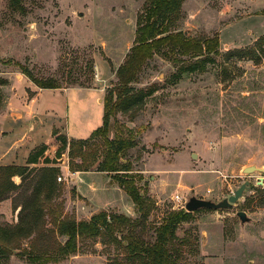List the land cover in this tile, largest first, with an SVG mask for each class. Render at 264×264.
<instances>
[{"label":"rangeland","instance_id":"1","mask_svg":"<svg viewBox=\"0 0 264 264\" xmlns=\"http://www.w3.org/2000/svg\"><path fill=\"white\" fill-rule=\"evenodd\" d=\"M145 4L146 0H0V132L13 128V124L7 126L11 116L6 103L12 83L16 90L25 87L28 98L33 96L32 89H43L27 76V70L37 80L51 81L59 88L98 89L104 101L118 83L116 70L134 44ZM175 29L200 40L218 36L220 46L201 56L207 60L202 70L179 79L176 74L192 61L190 57L159 53L144 65L132 87L146 93L154 89L153 93L145 96L140 108L118 111L110 120V139L118 127L123 133H134L135 145L122 159L130 163L129 174L96 167L71 169L69 146L58 156L61 143L52 139L55 130L66 135L64 118L56 123L46 120L43 126L55 130L43 133L33 148L34 139L24 133L14 146L10 133H0V167L26 164L30 153L48 140L46 153L59 169L57 189L45 203V217L37 221L43 231L49 230L43 241L50 245L51 230L57 241L65 243L67 238L56 230L57 221L64 217L89 220L102 210L140 217L136 204L119 185L118 179L127 175L134 176L151 204L148 218L137 229L147 241L155 239V227L171 211H187L175 195L185 201L191 196L220 201L250 180V189L232 207L192 211L179 224L174 244L181 250L178 264H264V186L257 184L262 174L243 171L252 164L264 167V0H184ZM55 93L60 105L69 106L73 134L87 138L103 125L97 91L83 96L75 90L69 96ZM48 96L49 92L43 99ZM85 110L89 118L81 123L79 116ZM14 112L16 116L20 109ZM18 126L22 128L19 123L14 128ZM93 143L87 149L89 155L107 146L104 139ZM42 166L35 164L34 172L15 175L12 181L17 187L0 194V229L19 224L21 206H17L32 193L36 169ZM1 182L5 179L0 176ZM240 210L252 221L242 224L237 216ZM32 238L20 239L10 253H0V264H32L25 253ZM79 247L77 253L47 264L125 260L121 248L105 245L101 238L82 239Z\"/></svg>","mask_w":264,"mask_h":264},{"label":"trees","instance_id":"2","mask_svg":"<svg viewBox=\"0 0 264 264\" xmlns=\"http://www.w3.org/2000/svg\"><path fill=\"white\" fill-rule=\"evenodd\" d=\"M183 3L184 0H146L144 10L137 19L134 44L125 61L116 70L118 83L104 98L103 125L85 139L69 140L64 134L54 133V139L61 143L57 151L58 156H61L63 150L69 146L71 169L89 171L90 168L96 167L97 171L118 174L123 171L125 173L122 174H129L128 172L132 170L130 163H123L122 159L129 148L135 145L134 133H123L122 127H118L114 137L110 139V120L118 111L127 113L140 108L144 104L145 96L153 93L154 89L146 93L142 90L135 91L132 87V84L138 81L144 65L159 53L169 58L176 55L190 57L192 61L188 65L181 66L176 74V78L179 79L185 74L202 70L207 60L201 59V56L211 54L219 48L218 36L200 40L175 29ZM24 72L41 88H59L51 81L37 80L28 70ZM1 98L0 93V102ZM98 139L105 140L106 148L97 149L96 153L89 155L87 149ZM46 150L45 143L41 148L30 153L26 164H9L0 167V176L5 179V182L0 183V194L3 195L17 187L12 181L15 175L23 176L33 169L32 165L40 163L45 165L36 169L38 173L36 186L29 197L23 198L17 206H21L19 224L0 229V253H10L17 247L20 239L33 236L30 248L26 249L25 253L32 264H47L77 253L82 239L101 238L103 244H113L121 248L125 257V260L119 257L111 258L107 264H178L181 250L174 244L178 239L177 229L181 222L190 218L191 212L184 209L171 211L164 217L162 223L155 227V239L147 241L137 229L148 218L151 204L146 192L142 194V189L132 175H127L118 181L120 187L136 204L140 217L133 218L123 213L106 210L93 214L89 220L77 221L64 217L57 221L56 230L60 236L67 238L65 243L57 241L55 230H51L53 244L44 242L45 232L49 230L44 228L43 231L41 222L37 220L46 215L45 203L51 199L57 189L56 177L59 172V169L53 165L56 164V160L50 158ZM77 157L81 159V163H74ZM44 188H46L45 198L42 197ZM28 217L35 218V221L26 220Z\"/></svg>","mask_w":264,"mask_h":264},{"label":"crops","instance_id":"3","mask_svg":"<svg viewBox=\"0 0 264 264\" xmlns=\"http://www.w3.org/2000/svg\"><path fill=\"white\" fill-rule=\"evenodd\" d=\"M27 88H32V85H26ZM16 87L15 83H12L11 89V95L9 97V100L6 101L7 103V111H9L10 116H11V122L8 123L7 126H10L11 124H13V128H7V129H3L1 130L0 133H3L4 131L10 133V136L12 137L11 139V145H15L17 144L20 140H21V136L23 135V133L25 134V136L27 135L29 138L34 139L32 142H30L31 148L35 147V144H37V142L43 137V133H53L54 130L51 132V126L50 125H45L43 126V124L48 121H50L51 123H56L59 119H63L65 120L66 123V128H65V134L69 137V138H75V139H85V137H80L77 136L75 133L73 134L70 131V117H69V106L68 104H65V106L63 107L62 105H60L58 103V98L55 92H60L61 94L68 95L75 90L76 94L79 96V94L81 96L84 95H88L89 93H93L94 92H98L99 94L96 95V101L99 104V106L103 107V119H104V101L103 98H101V91L98 89H88L87 87H69V88H43V89H32L33 91V96H31V98H28L25 96V91H27L25 89V87H23V91L20 89L16 90L13 89ZM22 89V88H21ZM24 92V93H23ZM49 92V96L48 99H43L44 95L46 93ZM19 96V97H17ZM80 98V97H79ZM19 99V100H18ZM24 102V103H22ZM60 102V100H59ZM20 109V113L16 114V116H14L15 112L14 110L16 108ZM43 116L46 117L42 118ZM85 116H87V110H85V112L79 116V120L81 123H83L84 120H87L88 118H85ZM49 118V120H48ZM38 119V121H37ZM19 123L20 125H22V128H20V126L15 127L16 123ZM33 123V126H32ZM15 124V125H14ZM32 126V127H31ZM29 127V130H28ZM58 132V134H60V131H56ZM93 132V131H92ZM91 132V133H92ZM42 133V135L40 134ZM72 133V134H71ZM91 133H88L87 135H91ZM40 137H37L39 136ZM87 136V138L89 137ZM49 137V136H47ZM46 137V138H47ZM51 137V136H50ZM54 137H52L53 139ZM48 140H46L45 142L47 143ZM44 142V143H45ZM12 148V147H11Z\"/></svg>","mask_w":264,"mask_h":264},{"label":"water","instance_id":"4","mask_svg":"<svg viewBox=\"0 0 264 264\" xmlns=\"http://www.w3.org/2000/svg\"><path fill=\"white\" fill-rule=\"evenodd\" d=\"M243 171L245 173H253V172L261 173L262 175L259 177L257 184L264 186V167H260L258 165L252 164L244 167ZM250 187H251V181L245 180L237 189L234 190V192L230 196L225 197L220 201H214L212 199H205V198H199L197 196H191L188 199V201H186L185 208L187 211L190 212L199 209L221 210V209L229 208L232 207L237 202H239L245 196L246 191L250 189ZM237 216L239 217L242 224L252 221L251 217L244 210L238 211Z\"/></svg>","mask_w":264,"mask_h":264},{"label":"built area","instance_id":"5","mask_svg":"<svg viewBox=\"0 0 264 264\" xmlns=\"http://www.w3.org/2000/svg\"><path fill=\"white\" fill-rule=\"evenodd\" d=\"M60 179H61V177H59V180H60ZM175 200H176L177 202L181 203L182 206H185L186 201H185V199H184L182 196H180V195H175Z\"/></svg>","mask_w":264,"mask_h":264}]
</instances>
